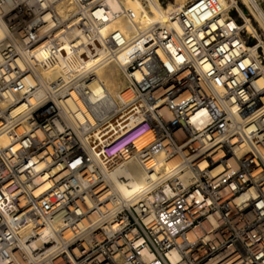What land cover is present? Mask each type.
<instances>
[{
  "label": "built area",
  "instance_id": "built-area-1",
  "mask_svg": "<svg viewBox=\"0 0 264 264\" xmlns=\"http://www.w3.org/2000/svg\"><path fill=\"white\" fill-rule=\"evenodd\" d=\"M235 7L138 27L106 0H0V264H264V36ZM130 158L147 181L124 200L107 172Z\"/></svg>",
  "mask_w": 264,
  "mask_h": 264
},
{
  "label": "bare ground",
  "instance_id": "bare-ground-1",
  "mask_svg": "<svg viewBox=\"0 0 264 264\" xmlns=\"http://www.w3.org/2000/svg\"><path fill=\"white\" fill-rule=\"evenodd\" d=\"M110 9L114 13H118L122 8L134 11L137 19L136 25L141 27L151 22L156 17L164 16L168 11L173 9L179 10L187 0H166L165 10L158 6V0H148V5L141 8L137 2L133 0H106ZM140 1V0H139ZM196 1V0H192ZM252 3L254 14L259 23L260 28L264 31V15L261 10L253 3V0H242ZM229 2L234 3L235 0H220L223 7H228ZM146 5V3H145ZM160 7V8H159ZM238 13L244 19V27L246 31L252 32L256 37L260 38L259 31L253 24V20L248 19L242 9H238ZM232 19V18H231ZM255 22V20H254ZM258 26V29H260ZM133 23L128 22L123 16L111 17L108 22V29L128 30L134 28ZM260 29V30H261ZM264 36V33L262 32ZM133 54L130 47L122 52L115 63H111L101 68L97 72V76L92 85L94 93H104L105 100L97 106V113L105 114L113 107L123 104L126 98L124 92V82L121 77L120 65L124 64ZM41 74L46 78H55L59 74L56 67L48 70H42ZM147 181V174L142 164L136 158L125 160L107 172L108 189L115 193L117 198L128 200L142 192V188Z\"/></svg>",
  "mask_w": 264,
  "mask_h": 264
},
{
  "label": "rangeland",
  "instance_id": "rangeland-1",
  "mask_svg": "<svg viewBox=\"0 0 264 264\" xmlns=\"http://www.w3.org/2000/svg\"><path fill=\"white\" fill-rule=\"evenodd\" d=\"M135 2H137L138 6H140L141 8L145 7L148 5V0H133ZM172 1V0H171ZM236 2V7L235 9L232 11V16H235L239 19V21H241L240 17L238 16V9H242V11L245 13V15L250 19V20H253V24L254 26L258 29V26H259V23L255 17V14H254V7L252 6L253 4L252 3H249L247 1H242V0H235ZM146 3V5H145ZM165 3H161L160 0H158V6H160L162 8V10H165ZM253 3L261 10L262 14L264 15V0H253ZM159 7V8H160ZM243 18V17H242ZM255 20V22H254ZM260 28V26H259ZM261 29V28H260ZM258 30L259 32H263L264 31L261 29V30ZM122 77V76H121Z\"/></svg>",
  "mask_w": 264,
  "mask_h": 264
},
{
  "label": "water",
  "instance_id": "water-1",
  "mask_svg": "<svg viewBox=\"0 0 264 264\" xmlns=\"http://www.w3.org/2000/svg\"><path fill=\"white\" fill-rule=\"evenodd\" d=\"M166 0H161V3H164Z\"/></svg>",
  "mask_w": 264,
  "mask_h": 264
}]
</instances>
